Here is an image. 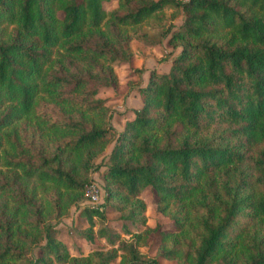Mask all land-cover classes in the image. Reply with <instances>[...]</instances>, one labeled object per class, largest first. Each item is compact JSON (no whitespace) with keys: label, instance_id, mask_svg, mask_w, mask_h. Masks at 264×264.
<instances>
[{"label":"trees","instance_id":"obj_1","mask_svg":"<svg viewBox=\"0 0 264 264\" xmlns=\"http://www.w3.org/2000/svg\"><path fill=\"white\" fill-rule=\"evenodd\" d=\"M108 1L0 0V264H158L137 250L156 230L138 231L146 187L172 227L157 258L264 264V0ZM166 7L182 14L166 35L179 52L148 72L95 162L114 129L90 85L116 82L114 62L145 36L137 26ZM101 166L103 203L78 212L84 237L102 207L129 237L99 227L109 249L69 255L54 223Z\"/></svg>","mask_w":264,"mask_h":264},{"label":"rangeland","instance_id":"obj_2","mask_svg":"<svg viewBox=\"0 0 264 264\" xmlns=\"http://www.w3.org/2000/svg\"><path fill=\"white\" fill-rule=\"evenodd\" d=\"M117 0H110L102 4L106 11L116 7ZM182 14L179 9L166 7L155 13L154 16L144 20L137 28L144 33L141 40H131L129 46L132 54L126 61L116 60L113 64V72L116 82L111 85L94 84L90 87H97V98L104 100L107 107L110 124L114 129L107 135L109 141L104 153L95 162L103 163L113 145L116 132L119 131L126 120L133 117L132 111L140 106V96L137 92L139 86L146 83L147 74L150 70L166 72L170 62L179 52L178 47H172L167 43V32L176 29L181 24ZM124 56V54H122ZM122 56V57H123ZM44 106V104L42 103ZM50 108V107H47ZM104 166L88 175V183L84 189V198L75 206L69 208L66 216L60 218L55 224L56 238L63 242L69 255H85L90 250H107L111 246L105 238L97 235L99 227H106L109 231L117 233L120 239H128L121 231V225L128 226L129 223L120 217V214L109 207H102L104 221L97 218L93 220L91 227L92 239L88 241L84 237V231L89 228L85 218L78 215L83 207H95L103 203L104 191L102 189L101 173ZM89 194H94L91 199ZM140 199L145 204L143 215L145 224L139 228L143 233L146 227H156V230L149 233L147 237L142 236L137 245V250L149 258H156L158 264H176L173 260H161L156 257L159 244V232H170L172 230L168 217L162 215L156 209V198L149 187L144 188ZM129 227V226H128ZM133 232V228L130 227ZM136 231V230H134ZM116 245V243H115ZM114 245V246H115ZM117 260L114 261L115 264Z\"/></svg>","mask_w":264,"mask_h":264},{"label":"built area","instance_id":"obj_3","mask_svg":"<svg viewBox=\"0 0 264 264\" xmlns=\"http://www.w3.org/2000/svg\"><path fill=\"white\" fill-rule=\"evenodd\" d=\"M89 197H90L91 199H94V198H95V195H94V194H89Z\"/></svg>","mask_w":264,"mask_h":264},{"label":"crops","instance_id":"obj_4","mask_svg":"<svg viewBox=\"0 0 264 264\" xmlns=\"http://www.w3.org/2000/svg\"><path fill=\"white\" fill-rule=\"evenodd\" d=\"M129 120V119H128ZM162 260V259H161Z\"/></svg>","mask_w":264,"mask_h":264}]
</instances>
